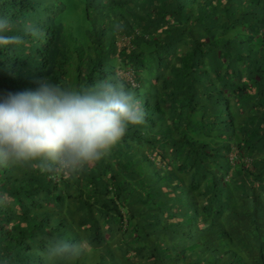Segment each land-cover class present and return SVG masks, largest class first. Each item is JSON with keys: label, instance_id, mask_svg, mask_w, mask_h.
<instances>
[{"label": "trees", "instance_id": "trees-1", "mask_svg": "<svg viewBox=\"0 0 264 264\" xmlns=\"http://www.w3.org/2000/svg\"><path fill=\"white\" fill-rule=\"evenodd\" d=\"M0 15L45 33L0 46V93L118 76L146 112L82 171L0 164V264H44L53 235L91 242L75 264H264V0H0Z\"/></svg>", "mask_w": 264, "mask_h": 264}, {"label": "clouds", "instance_id": "clouds-1", "mask_svg": "<svg viewBox=\"0 0 264 264\" xmlns=\"http://www.w3.org/2000/svg\"><path fill=\"white\" fill-rule=\"evenodd\" d=\"M113 29L123 31V22L115 23ZM29 37L44 39L45 33L30 20L13 21L0 15V46H23ZM145 118L142 101L118 76L79 91L40 81L34 91L0 93V164L11 158L47 157L32 166L49 174L82 171L85 162L107 155L110 146L126 135L129 125L143 124ZM45 241V247L37 250L44 264H75L92 247L84 237L69 242L53 235Z\"/></svg>", "mask_w": 264, "mask_h": 264}]
</instances>
